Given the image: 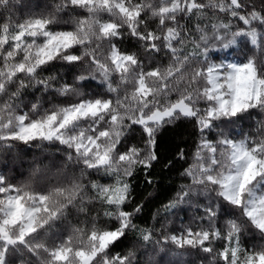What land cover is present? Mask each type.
<instances>
[{
  "label": "snow or ice",
  "instance_id": "snow-or-ice-1",
  "mask_svg": "<svg viewBox=\"0 0 264 264\" xmlns=\"http://www.w3.org/2000/svg\"><path fill=\"white\" fill-rule=\"evenodd\" d=\"M18 7L28 6L0 0V152L21 159L24 145L37 153L22 180L0 172V264H157L164 249L148 229H139L141 247L152 245L153 255L112 248L135 229L126 210L131 178L143 172L153 183L158 134L182 118L198 139L191 162L178 148L164 165L183 161L187 180L164 210L189 204L203 214L165 240L209 264H264V31L254 26L264 28V0H58L23 19ZM193 17L194 27L181 23ZM238 38L251 47L233 48ZM129 41L135 50L124 47ZM214 48L231 60L226 52L213 62ZM25 89H33L27 102ZM246 118L250 131H225ZM54 152L63 156L59 166L45 163ZM93 172L109 182L90 179ZM93 202L105 206L112 227L53 232L71 209L86 214ZM246 233L258 242L243 246ZM49 234L59 238L47 243Z\"/></svg>",
  "mask_w": 264,
  "mask_h": 264
},
{
  "label": "trees",
  "instance_id": "trees-1",
  "mask_svg": "<svg viewBox=\"0 0 264 264\" xmlns=\"http://www.w3.org/2000/svg\"><path fill=\"white\" fill-rule=\"evenodd\" d=\"M56 2H58V0H21V4L27 5L28 7H18L16 9L17 16L23 19L28 13L47 12L50 10L49 6ZM248 3L251 4L252 0H248ZM257 10H259V4L257 5ZM61 19L66 20L69 19V17L62 16ZM2 22H6V13L0 11V23ZM198 22L199 21H197L195 17H193L191 21L187 19L181 20L182 24H187L190 28L194 27ZM233 23L237 22L233 21ZM254 26L260 31H264V28H260L259 25ZM131 43L130 41L126 42L124 47L135 50L131 48ZM243 43H248V46L251 47L248 40H242L240 38H238V45H233L232 47L236 48L242 46ZM226 52L228 56H232V53L227 49L214 48L210 50L209 58L213 62H220ZM157 61H159L162 66H166L168 58L159 56L157 57ZM56 71L58 74L63 75L67 69L58 68ZM47 74L49 73H43V75ZM32 91L33 89H25L22 91V99L24 102L32 98ZM36 95H39V93H36ZM250 125H252V120L246 118L243 122H238L235 125L225 128V131H234L238 135L241 128H243L244 132L250 131ZM214 134L215 132H213V135ZM132 137L133 143L138 141L139 128L132 134ZM157 139L159 162L155 163L154 167L151 169L153 183L149 185L145 182L146 178L143 172H138L131 178V199L126 210L134 213L132 222L135 225V229L129 230L127 235L116 243L112 248V253H120L123 255L133 250L138 254L147 252L149 255H153V253H151L152 245H148L147 248L141 247L142 241L140 240L139 229H148L153 233V239L161 242L159 247L164 249V251H159L158 248L157 252L154 254L157 264H209L210 258H206L205 254L200 253L198 250H194L190 247L180 250L176 245L165 240L166 236L181 235L182 230L189 225L196 227V218L203 214L199 209L189 204H183L179 208L168 213L164 210V205L174 199L176 193L180 190V185L187 183V180L180 175L182 167L186 166L183 161L178 160L171 167H164V165L167 160L177 153L178 148L186 150L189 153V162H191L190 154L194 150V143L198 139V134L192 122L182 118L173 124L165 125L159 132ZM18 148L22 149L20 153L21 159H17L15 153L0 152V172H4L10 180L14 179V181H19L24 178L33 154L37 153V150L30 146L18 145ZM62 161L63 156L59 152H54L45 159V163H53L57 166H59ZM69 172H74L78 175L79 168H70ZM89 178L100 180L102 183L109 182L106 179H101V177L97 176L94 172L90 174ZM195 203H204L203 198L194 199L193 204ZM136 206L141 207L139 213L134 212ZM85 207L87 209L86 214L79 212L77 209H71L67 218L61 223H58L53 229V232L63 233L66 238L67 235L72 234L73 228L90 229L93 223L101 228L112 227L113 222L103 216V212L106 210L103 204L100 202H93L87 204ZM221 216L227 218L225 213H221ZM223 222V219L219 221L221 226ZM202 226L206 227L207 225L204 224ZM248 236L249 234L247 233L241 236V244L243 246L250 247L252 243L258 242L250 240ZM58 238V236L52 234H49L47 237H42L47 243H51ZM223 244V240L214 241L212 247L219 250ZM176 251H183L184 255L182 257L173 256L172 253ZM141 258L146 260L147 255Z\"/></svg>",
  "mask_w": 264,
  "mask_h": 264
},
{
  "label": "rangeland",
  "instance_id": "rangeland-1",
  "mask_svg": "<svg viewBox=\"0 0 264 264\" xmlns=\"http://www.w3.org/2000/svg\"><path fill=\"white\" fill-rule=\"evenodd\" d=\"M232 56H228V59L231 60Z\"/></svg>",
  "mask_w": 264,
  "mask_h": 264
}]
</instances>
